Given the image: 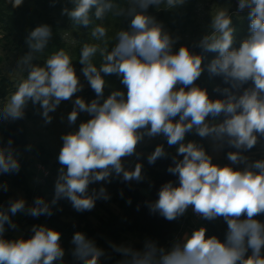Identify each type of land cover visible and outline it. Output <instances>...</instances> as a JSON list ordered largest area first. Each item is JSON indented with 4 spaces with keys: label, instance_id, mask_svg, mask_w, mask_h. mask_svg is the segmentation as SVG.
<instances>
[{
    "label": "clouds",
    "instance_id": "obj_1",
    "mask_svg": "<svg viewBox=\"0 0 264 264\" xmlns=\"http://www.w3.org/2000/svg\"><path fill=\"white\" fill-rule=\"evenodd\" d=\"M52 2L54 5L57 0ZM70 2L73 6L63 7L61 14L76 26L88 29L93 19L103 21L112 13L128 19V28L118 31L111 50L97 44L82 46L81 72L96 98L86 102L76 96L67 121L74 125L81 112L91 118L81 122L78 130L61 136L60 167L51 201L36 197L28 206L23 198L10 199L6 208L0 207V264L62 261L65 250L60 232L33 225L29 239L8 240L4 238L6 225L17 227L12 220L17 213L51 217L61 199L70 201L77 212L90 211L98 199L107 201L110 195L104 187L89 195V185L110 183L113 174L122 176L124 182L144 181L143 164L137 162L128 169L123 159L135 156L139 161L142 153L137 152L138 145L145 137L161 135L169 147L178 146L167 168L178 183L169 180L162 184L158 199L145 202L146 206L168 221L177 220L189 207L204 220L223 218L227 224L225 239L207 236V229L201 226L168 247L150 239L141 250L112 244L113 251L124 257L119 264H264V223L255 218L264 215V159L250 162L243 154L264 138V0H238L235 14L247 10L249 20V34L239 47L233 46L236 29L230 10L219 8L210 13L208 30L193 45L204 52L218 53L207 65L204 56L187 45L174 51L180 37L173 36L148 13L150 7L158 11L181 8L188 0H128L126 8L114 0ZM7 3L15 9L24 0ZM52 35L51 26L41 24L26 37L28 51L17 63L26 77L0 108V122L23 119L30 101L39 105L44 124H50V113L83 90L73 60L64 49L47 57L43 64L34 63ZM90 35L102 41L107 29L97 24ZM97 52L103 57L99 67L92 62ZM205 70L227 85L214 89L223 98L211 99L206 88L196 85ZM113 74L120 77L127 91L125 94L116 89L105 98L104 76ZM221 116L223 120L219 121ZM193 131L201 138H211L217 149L225 145L236 149L227 153L231 163L214 164L202 145L185 143L186 134ZM25 150L31 151L32 145ZM167 156L164 146L157 145L147 162L154 165ZM240 164L244 165L242 169L232 166ZM20 170L18 153L9 139L6 145L0 144V175ZM0 191H8L7 183H0ZM71 243L75 246L73 257L82 264H100L105 256L104 250L83 232L74 233Z\"/></svg>",
    "mask_w": 264,
    "mask_h": 264
},
{
    "label": "trees",
    "instance_id": "obj_2",
    "mask_svg": "<svg viewBox=\"0 0 264 264\" xmlns=\"http://www.w3.org/2000/svg\"><path fill=\"white\" fill-rule=\"evenodd\" d=\"M228 3H233V0H221ZM114 3L120 7L126 8L128 5L127 0H114ZM73 5L70 0H57L53 5L52 0H24V3L19 8H12L7 0H0V45L2 50H11L20 52L25 55L28 51L25 43L26 37L29 32L36 26L41 24L50 25L52 28V38L43 53L37 54L38 61L34 63L43 64L44 60L51 56L53 53L60 49L67 52V45L65 44L62 34L68 28H76L84 32L80 37L78 45L73 50L74 63L73 66L79 72L83 65L79 63L82 46L87 43L91 44L90 33L92 28L101 24L111 18H119L121 29H127L129 20L124 17L106 15L103 21H96L93 19L92 24L88 29L74 25L69 18L65 15L63 23H58V19L62 16L61 11L63 7L71 8ZM148 13L156 17L162 23H166V19L154 7L148 9ZM109 16V17H108ZM233 26L236 29L234 47H239L242 39L246 38L249 34V20L248 14L244 13L241 19H233ZM193 52L204 56V65H207L218 53L204 52L199 47L190 46ZM3 62L0 57V66ZM92 62L99 67L103 63V57L99 52L92 58ZM82 73V72H81ZM104 75V74H102ZM113 75H105L106 81L105 89L114 84ZM196 85L206 88L211 99L223 98V96L216 92L214 89L219 87H226L223 84L221 77H212L207 70L196 81ZM248 85H245L247 87ZM12 82L6 77L0 68V108L6 103L5 100L11 93ZM96 98V95H95ZM211 120V117H208ZM219 121L223 120V116L218 118ZM9 139L13 140V147L18 153V158L21 163V170L17 174H4L0 175V183H7L8 191H0V207L6 208L9 200H15L12 189L18 190L23 193L25 200L31 206L36 197H43L46 201H51L54 195V186L46 180L44 186H30V175L27 171L29 163L27 162L26 155H32L37 158L41 163L45 164L44 148L42 146L32 147L31 151H26L29 144L28 132L26 127L17 121L14 122H0V144L6 145ZM208 138H201L195 132L186 134L185 143L188 141H195L197 144L202 145L206 152L209 154V147L206 143ZM157 145H163L168 153L167 158L158 159L154 165H150L147 159L142 162L143 173L148 178L146 185L147 194L140 191V187L132 182H124L121 177H114L111 182L106 185L100 186L98 189L90 187L88 194L91 195L93 190L98 191L104 187L110 195V199L105 201L98 199L95 207L90 211L77 212L67 199H61L57 205L53 207V215L32 217L26 215L23 219H16L12 217L13 222L17 225L15 229L8 228L6 225V232L4 238L14 240L13 232L21 231L23 233L21 238L29 239L33 233L31 228L33 225H45L52 228L61 234L60 244L65 250H69V244L72 237L76 232H83L87 238L93 240L97 247L105 252V256L100 258V264H119L124 257L120 253L113 251L112 244L130 246L134 249L141 250L146 240H154L159 245L168 247L176 235H178L181 226L185 223L184 215L177 220L168 221L161 217L158 213H151L145 202H152L158 199V192L162 184L171 180L178 183L177 177L169 174L167 168L172 163V157L176 155L178 146L169 147L166 138ZM155 145V147L157 146ZM155 147L151 150L154 151ZM229 151H236V149L225 145L222 148V156L227 158ZM243 154L250 158L251 161L264 159V138H261L254 148ZM182 159L181 157H178ZM212 162L216 164L213 160ZM40 165V164H39ZM38 166V165H37ZM224 166V165H223ZM122 193V195H121ZM130 201V203H129ZM113 207V209H111ZM101 210L103 215L99 217L97 211ZM68 215L74 218V222L66 224L62 219ZM93 218L97 221V226L92 227L90 219ZM245 218V217H242ZM264 223V215L255 217ZM204 227L207 229V236H217L221 241L225 239L227 231V224L223 218H217L212 221L204 220ZM195 230V228H193ZM248 254H251L249 250ZM71 261L75 264H82L72 255L69 254Z\"/></svg>",
    "mask_w": 264,
    "mask_h": 264
},
{
    "label": "rangeland",
    "instance_id": "obj_3",
    "mask_svg": "<svg viewBox=\"0 0 264 264\" xmlns=\"http://www.w3.org/2000/svg\"><path fill=\"white\" fill-rule=\"evenodd\" d=\"M128 1V0H127ZM233 3L224 2L221 0H188V2L181 8H177L174 10H159L161 14L166 19V23H163L165 28L173 35L179 36L180 39L176 45H174V51L178 50L181 45L193 46L195 42H197L208 30V25L211 21L210 13L215 12L219 8H228L230 12L233 14L232 19H241L244 13H247V10L235 14L237 9L238 0H233ZM156 9V8H155ZM156 11H158L156 9ZM113 15L112 13H110ZM62 15L58 19V23H63ZM109 17V16H108ZM101 24L107 29V36L102 41L95 40L91 37V44H97L101 48H107L111 50V48L117 43L116 35L118 31L121 30L119 18H110L106 21H103ZM84 34L83 31L78 30L76 28H68L63 31L62 38L67 45V52L71 56L73 63V50L78 45L80 37ZM0 45V57H2L3 62L0 66L3 74L8 77L12 82L11 93L5 100L7 103L10 95L16 90V86L19 81L26 77V73L19 70L17 68V63L19 59L23 56L20 52L11 51V50H2ZM76 73L80 77V82L84 85L83 90L75 94L72 100L63 101L58 106L55 112L50 113L53 117V120L50 124L45 125L42 116L40 115L41 109L39 105H33L30 101L25 108V116L23 119L18 120L21 122L27 129L28 132V141L32 147L42 146L44 148L46 163L43 164L36 157L32 155H26L27 162L29 163V167L27 169L30 175V186L33 188L35 186H44L46 184V180L50 183V185L54 186V182L58 173V169L60 167L58 163V154L59 150L62 147L63 141L61 140V136L68 132H74L78 130V126L81 122L87 121L91 117L89 114L81 112L78 116V119L74 125H69L67 121L68 114L72 111L73 101L76 96L82 97L86 102H90L92 99H95V93L89 86L88 82L84 78L83 74L79 72L77 69ZM114 84L104 90V97L106 98L111 91L113 90H121L126 94V88L121 84L120 77L117 75L113 76ZM102 102V101H101ZM63 118V119H62ZM178 119V117H177ZM165 137L156 136L154 138L145 137V139L138 145L137 152L142 153L139 158V161L135 156L126 157L123 159V163L126 168L132 169L134 168L137 162H143L147 159L148 154L151 153V150L160 143ZM209 147V155L212 157V160L220 165H228L231 162L222 156V148L217 149L211 138H208L206 141ZM249 158V157H248ZM250 160V158H249ZM42 165L49 173L48 177L45 179H41V176L37 172V165ZM234 168L242 169L244 167L243 164L240 165H232ZM144 174V173H143ZM145 180L142 182L132 181V183L138 185L140 187V191L144 194H147V189L145 188L148 184V178L144 174ZM117 177L115 174L111 177ZM122 178V176H121ZM108 182H95L90 184V187H94L98 189L102 185H106ZM13 194L16 199L23 198L25 199L22 192L12 189ZM27 202V201H26ZM29 203L27 202V205ZM29 206V205H28ZM113 209V207L111 208ZM115 209V208H114ZM113 209V210H114ZM116 210V209H115ZM188 214V211L186 212ZM185 213V214H186ZM99 217H102L103 213L101 210L97 211ZM26 217L24 213H17L15 215L16 219H23ZM186 221V225L184 227V231L186 233H191L190 228H194L191 224H187L188 220L184 217ZM62 221L66 224H71L74 222V218L71 215H68L62 219ZM90 224L92 227L97 226V221L93 218L90 220ZM192 223V222H191ZM182 228V226H181ZM187 229V231H186ZM181 230V229H180ZM180 232V231H179ZM23 233L21 231H14L13 237L15 239L21 238ZM178 236L176 235L173 239V242L178 240ZM177 238V239H176ZM171 242L169 246L173 243ZM69 250L65 251V256L62 261H57L55 264H75V261H71L69 258L70 252L74 249V245L70 242Z\"/></svg>",
    "mask_w": 264,
    "mask_h": 264
},
{
    "label": "built area",
    "instance_id": "obj_4",
    "mask_svg": "<svg viewBox=\"0 0 264 264\" xmlns=\"http://www.w3.org/2000/svg\"><path fill=\"white\" fill-rule=\"evenodd\" d=\"M37 172L39 173V175L41 176V179H45L48 177L49 173L48 171L42 166V165H38L36 167ZM188 211V216L192 222V225L194 226L195 229L200 228L201 226L204 227V219H202L200 216L196 215L192 208L189 207Z\"/></svg>",
    "mask_w": 264,
    "mask_h": 264
},
{
    "label": "crops",
    "instance_id": "obj_5",
    "mask_svg": "<svg viewBox=\"0 0 264 264\" xmlns=\"http://www.w3.org/2000/svg\"><path fill=\"white\" fill-rule=\"evenodd\" d=\"M184 217L188 220V223H187V224H190V225H191L192 223H191V220H190V218H189V216H188L187 213L184 214ZM185 223H186V221H185ZM185 223L182 225V228H181L180 232L178 233V235H179V236H178V240H182V239H183V236H184L185 234H189V235L191 234V233H186V232L183 230L184 227H185V225H186ZM188 229H189V230L191 229V230L193 231V227L190 228V227L188 226ZM186 231H187V229H186ZM192 231H191V232H192ZM176 239H177V238H176Z\"/></svg>",
    "mask_w": 264,
    "mask_h": 264
}]
</instances>
